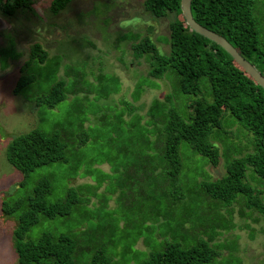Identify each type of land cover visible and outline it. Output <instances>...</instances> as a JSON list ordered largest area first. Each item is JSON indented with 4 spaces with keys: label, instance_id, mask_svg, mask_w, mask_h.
Instances as JSON below:
<instances>
[{
    "label": "trees",
    "instance_id": "obj_1",
    "mask_svg": "<svg viewBox=\"0 0 264 264\" xmlns=\"http://www.w3.org/2000/svg\"><path fill=\"white\" fill-rule=\"evenodd\" d=\"M70 1L51 0L49 9L57 13ZM31 4L0 0V11L10 15ZM143 6L156 17L173 14L162 39L165 53L147 35L126 34L148 75L171 86L150 102L143 121L123 117L122 108L113 125L108 121L109 96L121 87L116 75L98 71L90 79L86 69L62 63L38 42L20 65L12 91L39 108L38 121L62 100L72 108L51 129L35 126L6 146L7 161L23 173L15 197L0 202L16 222L17 264H208L232 249L217 239L234 228L235 205L241 218L257 214L253 220L264 221V89L221 46L188 27L180 0H144ZM191 13L264 74V0H191ZM145 84L138 79L131 98ZM185 150L191 158L182 157ZM221 157L225 173L212 179L201 168ZM185 159L197 163L195 187ZM102 163L109 172L96 167ZM43 166L50 167L34 176ZM58 171L64 180L56 186ZM77 175L92 182L69 184ZM112 217L127 228L117 238ZM138 240L145 249L135 246Z\"/></svg>",
    "mask_w": 264,
    "mask_h": 264
},
{
    "label": "rangeland",
    "instance_id": "obj_2",
    "mask_svg": "<svg viewBox=\"0 0 264 264\" xmlns=\"http://www.w3.org/2000/svg\"><path fill=\"white\" fill-rule=\"evenodd\" d=\"M50 2L51 0H32L29 8H18L10 15L0 11V53L8 49L0 57V202L15 197L23 178V173L5 157V149L10 139L35 126L49 130L54 121L62 120L66 115L65 111L72 108L68 99L62 100L57 109L45 108V120L40 122L39 114L37 115L39 108L13 93V86L20 75V65L28 57L30 46L34 42H38L49 55H59L62 63L86 69L90 79L98 71L119 77L121 87L118 92L109 96L108 100L113 110L107 111L110 124L115 122L114 114L119 108L123 110V117L132 116L143 121L150 102L162 100L171 90L165 77L152 78L148 75V63L143 57L133 56L132 41L126 34L130 31L140 33L141 36L147 35L156 43L159 51L165 53L168 44L162 39L168 34V24L173 14L156 17L145 10L144 0H71L57 13L49 9ZM7 54L9 59L5 65L4 55ZM62 73L61 67L59 75L62 76ZM147 77L152 81V85H149ZM138 79L147 84L137 98L133 99L131 94ZM123 101H127V105ZM93 126L96 129L103 127L98 123ZM233 130L237 133L235 126ZM242 137L241 135L240 138ZM244 141L245 139L242 143ZM190 154L189 150L182 151L183 158L186 155L191 158ZM185 165V172L191 176L189 183L195 187L197 163L187 159ZM49 167H40L33 175L37 176ZM96 167L110 171L107 163ZM201 169L214 179L225 173V164L221 157L216 166L208 163ZM201 177L203 176L199 174L198 178ZM63 180L62 171L53 175L54 185L59 186ZM111 180L107 181L109 187ZM86 182L91 183L92 179L89 176L77 175L69 180L71 185ZM102 188L103 186L98 190L101 191ZM91 200L95 201L96 198L92 197ZM113 202L114 199H110L108 203L113 205ZM124 210L123 212H128L127 215H132L130 211ZM234 210V228L223 232L217 239L221 242L227 241L232 249L222 250L220 255L208 264H264V221L261 218L253 220L257 214L241 218L236 205ZM112 218L111 226L117 238L124 234L127 228H121V222L116 227L115 218ZM15 224L14 218L4 215L0 209V264H17V253L12 239ZM135 246L145 249L140 240Z\"/></svg>",
    "mask_w": 264,
    "mask_h": 264
},
{
    "label": "water",
    "instance_id": "obj_3",
    "mask_svg": "<svg viewBox=\"0 0 264 264\" xmlns=\"http://www.w3.org/2000/svg\"><path fill=\"white\" fill-rule=\"evenodd\" d=\"M180 8L185 23L190 29L221 46L264 89V74L247 60L223 35L203 26L194 19L191 13V0H180Z\"/></svg>",
    "mask_w": 264,
    "mask_h": 264
}]
</instances>
